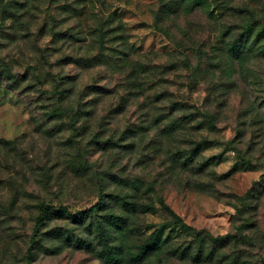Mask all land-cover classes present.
<instances>
[{
	"label": "rangeland",
	"instance_id": "374dc122",
	"mask_svg": "<svg viewBox=\"0 0 264 264\" xmlns=\"http://www.w3.org/2000/svg\"><path fill=\"white\" fill-rule=\"evenodd\" d=\"M262 28L264 0H0V69L20 80L0 75V264H27L42 204L30 264H107L106 212L120 264H264ZM61 78L82 95L57 102ZM166 99L197 121L159 131ZM177 219L230 241L212 261L175 255L194 246ZM150 238L162 249L136 263Z\"/></svg>",
	"mask_w": 264,
	"mask_h": 264
},
{
	"label": "trees",
	"instance_id": "16d2710c",
	"mask_svg": "<svg viewBox=\"0 0 264 264\" xmlns=\"http://www.w3.org/2000/svg\"><path fill=\"white\" fill-rule=\"evenodd\" d=\"M252 27L253 25L246 27V30L248 33L253 31ZM263 34H264V28L260 29L257 32L256 37L263 38L264 37ZM7 72L8 70L0 69L1 76H4V75L8 76ZM44 76L47 78L46 74ZM8 78H11V79L13 78V81L16 83L20 82V80L17 77L14 78V75L12 74H9ZM50 85L51 87H54V89L57 88V86L61 88L62 90L61 93H57L56 90L54 91V93H52V97H54L55 94L58 95L57 97L55 96V99L60 100V101H57L60 103L70 98L71 94H73L74 92H76L79 95H82V93L85 90L84 84L79 85L73 79L64 80V78H61L59 82L54 81L52 84L50 83ZM162 87L164 88V90L165 89L168 90V88H166L164 84H162ZM166 100H167V105H168L167 115L160 114L157 117V118H162L164 121V124L162 126H158L159 127L158 129L159 131H164L167 135L173 136V134H176V132L179 129H182L184 124L189 123L191 120H196V116L194 114H192V116L181 115L179 111V107L181 104L177 103L176 99H166ZM85 112L90 113L89 110H85ZM209 145H210V140L206 138L200 142L193 140L191 142V146L187 148L186 150L187 152H185L184 157L182 156L183 151L180 153H177V156L179 155V158L182 160L181 165L184 168H187V167L190 168V166L192 165V162L196 160V157L200 153V150H202V148L206 146L208 147ZM204 163H205L204 165L207 164L206 162ZM101 208H102V212H104L105 210L109 208L108 200L106 201L104 197H102L99 202H97L96 204H93L89 208H86L84 210L77 211L71 214V219L76 223L84 224L85 218L87 216H92L94 213H96L98 209H101ZM52 211H53V208H51L50 206H47L44 204L40 206V212L36 216L34 227L32 230L31 237H30V245L27 249V264H30L31 262V259H32L31 248H32V244L35 243L37 233L39 232V228L40 226L44 224V221L46 220V218L51 215ZM106 213H108V216L102 217V223L100 222V220L93 218V223L95 224V230H96V238L101 247L100 254L102 255V258L106 261L107 264H120V258H119L120 256L116 259L115 255L111 251V246H110L111 244L109 243L108 231H107V226H106V223L109 224L112 221V223L114 224V223H118V220L114 218L115 216L113 214H110L109 212H106ZM176 222L180 223V227L183 230L187 232L190 231L193 233L192 238L194 240L193 241L194 246H193V250L188 249V247L182 250H177V251L172 250V253L175 255L178 254L177 252H179V255L183 257L191 254L192 260L195 262L202 261V260L212 261L218 249L225 248L230 241V237L226 235L218 236V237L209 236L207 238L204 235H202L200 232L195 231L190 226L185 225L182 221H180V219H177ZM153 240L154 239L150 238L149 240L143 241L138 245V251L136 252L135 256H133L132 258L136 263L145 260L147 257L152 255L154 252L162 249V248H158L159 246L152 247L151 244L153 243ZM81 243H86V241H83ZM232 262L236 264V260Z\"/></svg>",
	"mask_w": 264,
	"mask_h": 264
}]
</instances>
